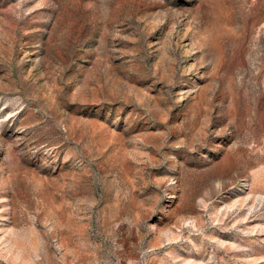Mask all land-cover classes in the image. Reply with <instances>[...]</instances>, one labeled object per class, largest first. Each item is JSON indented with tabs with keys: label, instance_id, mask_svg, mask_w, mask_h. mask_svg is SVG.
I'll list each match as a JSON object with an SVG mask.
<instances>
[{
	"label": "rangeland",
	"instance_id": "1",
	"mask_svg": "<svg viewBox=\"0 0 264 264\" xmlns=\"http://www.w3.org/2000/svg\"><path fill=\"white\" fill-rule=\"evenodd\" d=\"M0 264H264V0H0Z\"/></svg>",
	"mask_w": 264,
	"mask_h": 264
}]
</instances>
